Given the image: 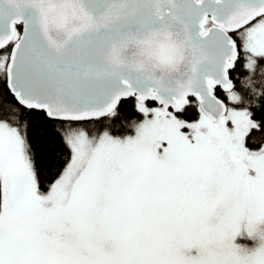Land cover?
Wrapping results in <instances>:
<instances>
[{"label":"snow or ice","instance_id":"obj_1","mask_svg":"<svg viewBox=\"0 0 264 264\" xmlns=\"http://www.w3.org/2000/svg\"><path fill=\"white\" fill-rule=\"evenodd\" d=\"M0 264H264V0H0Z\"/></svg>","mask_w":264,"mask_h":264},{"label":"trees","instance_id":"obj_2","mask_svg":"<svg viewBox=\"0 0 264 264\" xmlns=\"http://www.w3.org/2000/svg\"><path fill=\"white\" fill-rule=\"evenodd\" d=\"M124 111H125V113L131 115L130 110L127 108V106L125 107V110Z\"/></svg>","mask_w":264,"mask_h":264}]
</instances>
